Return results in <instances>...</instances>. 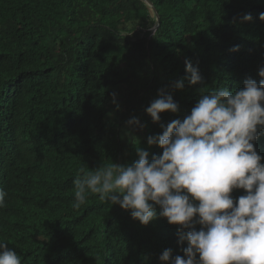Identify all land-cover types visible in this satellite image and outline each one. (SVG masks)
Wrapping results in <instances>:
<instances>
[{
    "label": "trees",
    "instance_id": "1",
    "mask_svg": "<svg viewBox=\"0 0 264 264\" xmlns=\"http://www.w3.org/2000/svg\"><path fill=\"white\" fill-rule=\"evenodd\" d=\"M245 13L253 19L240 23ZM261 13L264 0H0V241L21 264H160L166 248L183 255L166 218L144 226L91 192L73 207V180L81 169L132 163L137 145L162 152L146 143L162 130L145 108L190 75L185 59L208 89L259 82ZM199 87L169 88L180 111L161 121L188 114ZM132 116L145 127L126 131ZM254 147L264 156V133Z\"/></svg>",
    "mask_w": 264,
    "mask_h": 264
},
{
    "label": "clouds",
    "instance_id": "2",
    "mask_svg": "<svg viewBox=\"0 0 264 264\" xmlns=\"http://www.w3.org/2000/svg\"><path fill=\"white\" fill-rule=\"evenodd\" d=\"M252 19L245 13L239 22ZM259 19L264 20V13ZM185 70L190 75L159 89L145 108L162 130L149 135L146 143L162 152L150 155L137 145V159L130 164L111 163L94 172L81 169L73 180V207L84 204L86 192H91L111 206L130 210L132 219L144 226L158 218L177 225L183 255L166 248L158 257L160 264H264V156L254 147L264 133V67L258 69L259 82L248 77L243 87L232 90L227 84L208 89L198 64L187 59ZM185 80L201 85L199 96L182 119L165 124L161 113L180 111L169 88L183 90ZM112 102L119 110L115 93ZM125 124L126 131L145 127L136 116ZM234 189L245 191L234 198ZM5 196L0 189V207ZM0 264H21L16 250L3 241Z\"/></svg>",
    "mask_w": 264,
    "mask_h": 264
},
{
    "label": "rangeland",
    "instance_id": "3",
    "mask_svg": "<svg viewBox=\"0 0 264 264\" xmlns=\"http://www.w3.org/2000/svg\"><path fill=\"white\" fill-rule=\"evenodd\" d=\"M139 80H142V78H139ZM126 129H127V125H126ZM123 135H124V139H126V133L125 132L123 133Z\"/></svg>",
    "mask_w": 264,
    "mask_h": 264
},
{
    "label": "water",
    "instance_id": "4",
    "mask_svg": "<svg viewBox=\"0 0 264 264\" xmlns=\"http://www.w3.org/2000/svg\"><path fill=\"white\" fill-rule=\"evenodd\" d=\"M150 2V1H149ZM151 3V2H150ZM151 5H152V3H151ZM156 14H157V17L159 18V15H158V13H157V11H156ZM156 29V28H155Z\"/></svg>",
    "mask_w": 264,
    "mask_h": 264
}]
</instances>
